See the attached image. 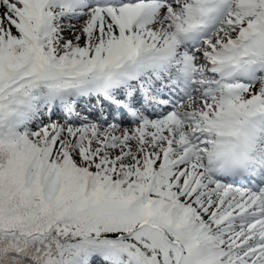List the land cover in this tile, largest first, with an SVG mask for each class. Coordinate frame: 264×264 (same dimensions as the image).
<instances>
[{
  "label": "snow or ice",
  "instance_id": "1",
  "mask_svg": "<svg viewBox=\"0 0 264 264\" xmlns=\"http://www.w3.org/2000/svg\"><path fill=\"white\" fill-rule=\"evenodd\" d=\"M0 264H264V0H0Z\"/></svg>",
  "mask_w": 264,
  "mask_h": 264
}]
</instances>
